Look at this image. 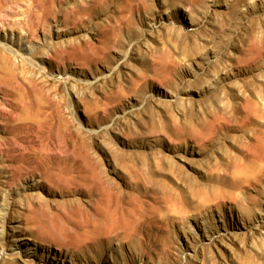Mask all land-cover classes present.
<instances>
[{
	"label": "rangeland",
	"instance_id": "rangeland-1",
	"mask_svg": "<svg viewBox=\"0 0 264 264\" xmlns=\"http://www.w3.org/2000/svg\"><path fill=\"white\" fill-rule=\"evenodd\" d=\"M0 264H264V0H0Z\"/></svg>",
	"mask_w": 264,
	"mask_h": 264
},
{
	"label": "bare ground",
	"instance_id": "bare-ground-1",
	"mask_svg": "<svg viewBox=\"0 0 264 264\" xmlns=\"http://www.w3.org/2000/svg\"><path fill=\"white\" fill-rule=\"evenodd\" d=\"M49 151V150H48Z\"/></svg>",
	"mask_w": 264,
	"mask_h": 264
}]
</instances>
